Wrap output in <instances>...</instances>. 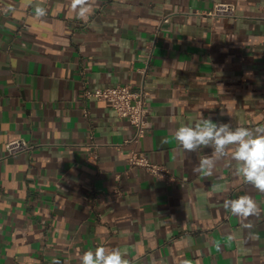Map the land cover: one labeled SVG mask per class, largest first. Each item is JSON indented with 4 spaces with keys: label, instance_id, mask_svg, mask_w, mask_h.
Masks as SVG:
<instances>
[{
    "label": "crops",
    "instance_id": "crops-1",
    "mask_svg": "<svg viewBox=\"0 0 264 264\" xmlns=\"http://www.w3.org/2000/svg\"><path fill=\"white\" fill-rule=\"evenodd\" d=\"M0 1V264H80L96 247L130 264H264V192L227 158L212 176L193 173L211 149L187 153L174 139L201 114L264 126V0H222L235 17L216 18L194 13L214 0H97L87 20L71 0ZM119 83L147 91L138 144L126 142L129 120L84 93ZM18 137L37 145L7 155ZM134 147L176 180L129 166ZM243 195L259 217L224 210Z\"/></svg>",
    "mask_w": 264,
    "mask_h": 264
},
{
    "label": "clouds",
    "instance_id": "clouds-1",
    "mask_svg": "<svg viewBox=\"0 0 264 264\" xmlns=\"http://www.w3.org/2000/svg\"><path fill=\"white\" fill-rule=\"evenodd\" d=\"M96 2L97 0H71L75 18L87 20ZM34 11L37 18H43L47 13V9L39 3L35 5ZM174 139L187 153H195L202 148L211 149L210 155H205L193 165V173L212 176L217 161L227 158L235 162L237 176L242 177L245 183L251 184L255 189L264 192V126L233 128L231 123L213 122L210 116L205 118L201 114L194 122L181 123L174 132ZM214 188L219 190L218 185H214ZM223 208L238 218L248 219L261 215L259 206L250 195L225 200ZM242 227L252 229L253 224L249 220ZM126 256L127 253L119 248L96 247L95 250L84 252L79 257V262L130 264ZM54 264H59V261H54Z\"/></svg>",
    "mask_w": 264,
    "mask_h": 264
},
{
    "label": "built area",
    "instance_id": "built-area-1",
    "mask_svg": "<svg viewBox=\"0 0 264 264\" xmlns=\"http://www.w3.org/2000/svg\"><path fill=\"white\" fill-rule=\"evenodd\" d=\"M0 11H5V6L0 1ZM196 14L216 17H235V4L222 0H214L213 6L208 11H194ZM169 16L161 18V22H167ZM145 71V69H144ZM85 96H94L95 98L110 103L115 109L118 116L126 118L134 127V132L126 142L138 144L147 130V91L144 85L139 88H131L128 84H116L114 86L98 87L94 90H84ZM88 110L84 109V115L88 116ZM33 144L23 137L14 138L5 144L7 155L31 149ZM89 156L92 159L97 158V144L90 140L86 143ZM129 166L139 167L151 173L156 178L162 180L166 185L172 184L176 180V175L164 164L152 161L143 150L130 149L127 159ZM121 194L119 188L113 190V195Z\"/></svg>",
    "mask_w": 264,
    "mask_h": 264
}]
</instances>
